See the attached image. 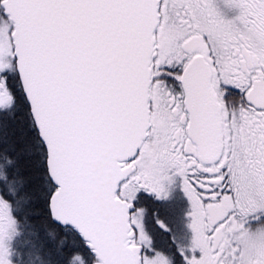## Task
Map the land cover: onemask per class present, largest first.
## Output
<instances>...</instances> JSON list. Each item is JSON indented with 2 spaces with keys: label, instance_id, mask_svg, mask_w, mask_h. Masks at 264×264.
Masks as SVG:
<instances>
[{
  "label": "snow or ice",
  "instance_id": "snow-or-ice-1",
  "mask_svg": "<svg viewBox=\"0 0 264 264\" xmlns=\"http://www.w3.org/2000/svg\"><path fill=\"white\" fill-rule=\"evenodd\" d=\"M0 264H264V0H0Z\"/></svg>",
  "mask_w": 264,
  "mask_h": 264
},
{
  "label": "flooded vegetation",
  "instance_id": "flooded-vegetation-1",
  "mask_svg": "<svg viewBox=\"0 0 264 264\" xmlns=\"http://www.w3.org/2000/svg\"><path fill=\"white\" fill-rule=\"evenodd\" d=\"M178 186L179 178L177 177L175 190L167 200L165 198L157 200L145 194L136 204L137 207L145 209L144 228L152 243L154 246L165 250L174 246V244H172L173 236L177 237L179 234L178 232L185 233L184 226L180 223V220L182 222L180 215L182 214L184 206H178L180 202L178 197L183 201L181 192L176 190ZM157 219L167 227L161 228L160 225L156 223ZM172 220L173 223L171 222ZM175 233L178 234L174 235Z\"/></svg>",
  "mask_w": 264,
  "mask_h": 264
},
{
  "label": "rangeland",
  "instance_id": "rangeland-1",
  "mask_svg": "<svg viewBox=\"0 0 264 264\" xmlns=\"http://www.w3.org/2000/svg\"><path fill=\"white\" fill-rule=\"evenodd\" d=\"M175 185H176V179L174 180V182L172 183V185L169 187L168 196L165 198L166 200L171 196L172 192H174ZM176 190H179L181 192V195H182V198H183V201H182V199L180 197H178V199H180V202H179V205L178 206H184L183 209H182V214L180 215V217L182 219V222L180 220V223H181V225L184 226L185 233L178 232L179 233V234L177 233L178 235L175 233L174 235H177V237H174L173 236V238H172V240H173L172 244H174V246L173 247H170V248H174L177 243H180V244L187 243L190 240V237H191V230L188 227L189 222H190V219H189V217L187 215L190 206H189V203H188L186 197L184 196V194L182 193V191H181V189H180L179 186H178V189H176ZM173 195H172V197H173ZM171 222L173 223V220ZM143 224L145 226L144 219H143ZM171 231H172V229H171Z\"/></svg>",
  "mask_w": 264,
  "mask_h": 264
},
{
  "label": "clouds",
  "instance_id": "clouds-1",
  "mask_svg": "<svg viewBox=\"0 0 264 264\" xmlns=\"http://www.w3.org/2000/svg\"><path fill=\"white\" fill-rule=\"evenodd\" d=\"M83 258V257H82Z\"/></svg>",
  "mask_w": 264,
  "mask_h": 264
}]
</instances>
